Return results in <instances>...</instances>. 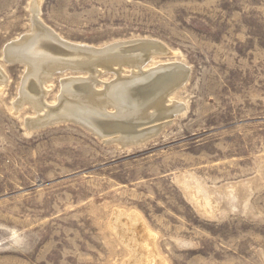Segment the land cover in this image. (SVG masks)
<instances>
[{"label":"rangeland","instance_id":"374dc122","mask_svg":"<svg viewBox=\"0 0 264 264\" xmlns=\"http://www.w3.org/2000/svg\"><path fill=\"white\" fill-rule=\"evenodd\" d=\"M34 1L0 0V264H264V0H40L73 45L147 41L168 52L144 73L187 69L164 106L180 112L127 126L129 141L110 125L106 139L71 119L32 126L44 114L18 107L27 69L6 51L33 34ZM88 76L55 74L47 103ZM116 79L104 71L96 90Z\"/></svg>","mask_w":264,"mask_h":264},{"label":"bare ground","instance_id":"6f19581e","mask_svg":"<svg viewBox=\"0 0 264 264\" xmlns=\"http://www.w3.org/2000/svg\"><path fill=\"white\" fill-rule=\"evenodd\" d=\"M39 2L40 0L33 2V34L12 44L6 51V58L9 61L25 65L27 69L23 81L22 98L18 107L24 102L29 103L38 114H44L31 120L32 126L40 125V121L47 119L50 122L71 119L86 125L90 124L96 130L106 132L107 128L104 130L103 126L110 125L109 127H114L111 129L112 131L121 128L130 130V133L128 131L121 134L119 131L116 133L126 135L122 139L129 141L128 135L133 133V128H127V126L135 124L139 126L140 123L147 121L158 122V118L171 121V118L180 112L181 106L178 103L172 107L165 108L164 106L168 97L185 84L188 77L187 69L181 65L172 64L154 68L148 73H144L143 70L144 63L153 56L147 54L154 51L165 54L168 50L164 46L158 44L152 49L149 44H146L147 41L124 42L104 49L73 45L63 40L39 19ZM125 65L131 66L133 70L131 77L124 76L123 67ZM67 70H85L89 76L63 81L59 105L54 108L46 101L49 91L45 87V83L50 81L55 74ZM104 71L115 72L117 81L106 84L104 90L97 91L96 85L99 83V76ZM5 81L4 72L0 69V87ZM112 106L115 110L117 109V112L107 114V108ZM150 107H153L152 109L158 113L157 118L150 119L154 115V113L153 115L149 114ZM123 125L125 127H122ZM107 133H105V139L109 137ZM113 135H115L114 132ZM145 136L141 135L140 139ZM242 185L240 186L242 187ZM244 189L246 188L244 187ZM243 192L245 191L243 190ZM121 217L124 218L125 215L119 213L117 221H120ZM128 218L132 221L138 220L137 223L132 224L133 232L136 230L137 224H140V217L132 215ZM122 230L125 232L124 226ZM134 254L136 256V252Z\"/></svg>","mask_w":264,"mask_h":264},{"label":"water","instance_id":"95a60500","mask_svg":"<svg viewBox=\"0 0 264 264\" xmlns=\"http://www.w3.org/2000/svg\"><path fill=\"white\" fill-rule=\"evenodd\" d=\"M176 66H178V65H176ZM79 71V70H78ZM82 71V70H81Z\"/></svg>","mask_w":264,"mask_h":264}]
</instances>
